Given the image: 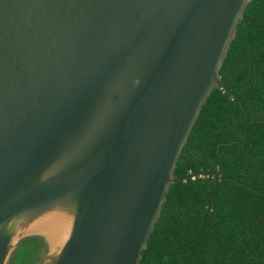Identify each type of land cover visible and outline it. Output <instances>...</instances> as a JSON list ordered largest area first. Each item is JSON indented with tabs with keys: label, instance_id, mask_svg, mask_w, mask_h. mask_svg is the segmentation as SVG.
I'll list each match as a JSON object with an SVG mask.
<instances>
[{
	"label": "water",
	"instance_id": "obj_1",
	"mask_svg": "<svg viewBox=\"0 0 264 264\" xmlns=\"http://www.w3.org/2000/svg\"><path fill=\"white\" fill-rule=\"evenodd\" d=\"M251 1L0 0V264H139Z\"/></svg>",
	"mask_w": 264,
	"mask_h": 264
},
{
	"label": "trees",
	"instance_id": "obj_2",
	"mask_svg": "<svg viewBox=\"0 0 264 264\" xmlns=\"http://www.w3.org/2000/svg\"><path fill=\"white\" fill-rule=\"evenodd\" d=\"M219 74L230 92L213 89L174 170L196 176L171 185L139 264H264V0L247 5ZM215 169L211 195L215 178L199 173ZM45 251L25 238L9 264Z\"/></svg>",
	"mask_w": 264,
	"mask_h": 264
},
{
	"label": "rangeland",
	"instance_id": "obj_3",
	"mask_svg": "<svg viewBox=\"0 0 264 264\" xmlns=\"http://www.w3.org/2000/svg\"><path fill=\"white\" fill-rule=\"evenodd\" d=\"M9 263V262H8Z\"/></svg>",
	"mask_w": 264,
	"mask_h": 264
}]
</instances>
